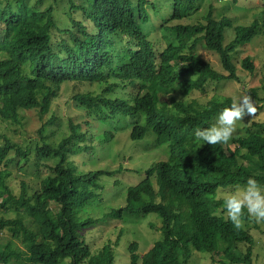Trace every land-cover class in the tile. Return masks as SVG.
<instances>
[{"label": "trees", "instance_id": "16d2710c", "mask_svg": "<svg viewBox=\"0 0 264 264\" xmlns=\"http://www.w3.org/2000/svg\"><path fill=\"white\" fill-rule=\"evenodd\" d=\"M64 1L69 24L61 27L56 5L39 10L27 0H0V121L5 129L22 125L27 110L47 116L66 83L99 85L98 94L72 97L87 117L105 125L116 117L135 119L129 138L153 137L154 147L167 155L127 188L124 206L107 214L120 221L126 215L161 220L159 236L147 252L140 254L138 243L129 242L126 264H190L192 252L208 254L213 264H252V236L226 217L236 207L218 196L219 190L239 187L248 197L259 195L245 186L264 190V132L248 129L227 143L213 133L212 121L248 109L231 98L200 105L191 94L204 92L211 82L236 79V54L256 36L264 37V23L234 26L227 17L216 19L209 7L199 21L169 25L193 18L201 0H166L161 6L150 0ZM150 24L151 32L173 36L164 37L163 48L150 39L149 29L144 31ZM227 29L234 37L224 45ZM200 47L217 55L227 76L200 57ZM242 66L255 67L248 57ZM248 94L257 97L255 90ZM50 115L52 123L57 118L55 112ZM83 124L88 126L69 119L57 133L60 139L50 140L44 123L29 142L31 148L25 140L0 133V235L7 240L0 248V264L116 263L119 237L100 248L95 240L91 244L85 231L97 219L83 212L102 194L101 177L123 170H81L75 159L91 157L98 141L112 142L117 127L95 135L82 132ZM11 154L34 168V174L45 173L13 187L17 168H11Z\"/></svg>", "mask_w": 264, "mask_h": 264}, {"label": "rangeland", "instance_id": "374dc122", "mask_svg": "<svg viewBox=\"0 0 264 264\" xmlns=\"http://www.w3.org/2000/svg\"><path fill=\"white\" fill-rule=\"evenodd\" d=\"M54 1L27 0L29 5L39 10L56 5L54 10L56 23L63 22V25H61L63 27L67 23L69 24V18L62 12L68 7V4L64 0ZM150 1L156 2L158 6L167 2L166 0ZM199 4L202 8L193 15V18L175 21L169 23V25L199 21L206 16L209 7H211L213 16L216 19L227 17L233 22L234 26H247L255 20L260 25L264 23V10H262L264 0H201ZM162 10L166 12L169 9L166 7ZM150 15L152 20H155L156 15L152 10H150ZM151 26L153 25H146L144 31L147 32V29H149L150 39L158 41L159 46L163 48L167 42L164 37L172 39L173 36L163 30L151 32ZM233 37L232 29H227L225 31L224 45H227ZM116 47H119V45H116ZM198 53L200 57L210 63L215 71L223 76L228 75L215 53L201 47L198 49ZM246 57L255 66L252 71L242 66V61ZM234 65L236 79H223L219 82H211L205 87L204 92L197 91L191 94V97L196 99L200 105L205 104L211 98H231L234 103L239 104L246 110L248 109L247 112H238L235 115L225 113L212 121L211 130L213 133L220 134L231 145L235 139L245 135L248 129L254 132H264V37L262 35L256 36L248 46L239 50L236 54ZM251 90L256 92L257 97L254 99L248 96V92ZM100 91L101 87L97 84L66 83L62 86L60 97L54 101L51 112L47 116L40 118L37 110L24 111L22 125H12L5 129L6 124L0 121V133H5L12 140H16V142L25 140L27 141V146L31 148L29 142L37 139V131L44 123L47 124L46 134L53 136L50 140L60 139V136L57 137V133L65 129L64 125L67 124L69 119L78 124L87 122L88 126L82 125V132L95 135L109 130L113 132V128L117 127V130L113 132L115 137L112 142L102 144L98 141L91 157L86 154L77 157L75 160L81 170H117L118 168L123 170L122 173L113 177H101L100 182L104 185V190L100 196L88 204L83 214L86 218L97 219L94 226L85 231L87 240L91 244L95 240L97 248H100L108 239L115 240L119 237L118 246L115 248L117 253L115 264H126L129 242L138 243V252L140 254L147 252L159 236L161 220L155 215L147 217L126 215L120 221L107 217V214L113 209L124 206L127 188L139 183L144 178V171L159 161H165L167 155L163 150L154 147L153 137H146L140 141H133L129 138L130 128L137 120L116 117L114 122H109L107 125L101 124L97 118L87 117L86 111L72 99L77 94H85L87 92L98 94ZM52 112H55L57 119L50 123L49 121L52 120L50 114ZM11 155H13L11 168L15 167L19 171V175H16V171L11 177V185L13 187L17 188L21 180L34 181L37 175L45 173L38 171L37 174H34L36 172L34 168L25 165L16 154ZM32 160H34V152L30 154L29 165ZM20 161H22L21 165H19ZM83 161L87 165L81 167ZM25 172L28 174L22 176ZM34 185L38 186V183ZM245 187L248 189L252 188L259 195L248 197L246 190L239 187L234 190H219L218 198L231 201L235 205V210H228L225 215L233 219L237 225L247 230L252 236V264H264V190L252 186ZM50 206L53 207V205ZM6 241V237L0 235V248L6 244ZM245 249L246 246H243L242 250L244 251ZM190 264L213 263L210 261L208 254L192 252Z\"/></svg>", "mask_w": 264, "mask_h": 264}]
</instances>
